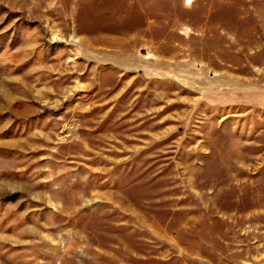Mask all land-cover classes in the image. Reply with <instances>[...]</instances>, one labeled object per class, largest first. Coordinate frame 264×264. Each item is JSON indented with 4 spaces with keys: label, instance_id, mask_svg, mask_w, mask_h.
I'll return each instance as SVG.
<instances>
[{
    "label": "rangeland",
    "instance_id": "obj_1",
    "mask_svg": "<svg viewBox=\"0 0 264 264\" xmlns=\"http://www.w3.org/2000/svg\"><path fill=\"white\" fill-rule=\"evenodd\" d=\"M0 264H264V0H0Z\"/></svg>",
    "mask_w": 264,
    "mask_h": 264
}]
</instances>
